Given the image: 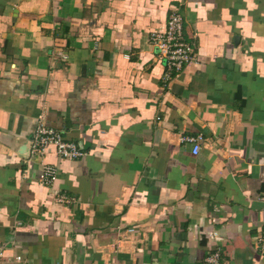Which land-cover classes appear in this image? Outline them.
Returning a JSON list of instances; mask_svg holds the SVG:
<instances>
[{
    "label": "crops",
    "instance_id": "0c3cea01",
    "mask_svg": "<svg viewBox=\"0 0 264 264\" xmlns=\"http://www.w3.org/2000/svg\"><path fill=\"white\" fill-rule=\"evenodd\" d=\"M174 10L198 60L163 87ZM38 122L87 152L52 185ZM263 226L264 0H0V264H264Z\"/></svg>",
    "mask_w": 264,
    "mask_h": 264
},
{
    "label": "built area",
    "instance_id": "2783aa9c",
    "mask_svg": "<svg viewBox=\"0 0 264 264\" xmlns=\"http://www.w3.org/2000/svg\"><path fill=\"white\" fill-rule=\"evenodd\" d=\"M184 16L179 11H172L167 20V27L163 32L154 31L150 34V41L156 48V58L165 64L163 75L164 85L167 86L174 72H179L186 64L196 62L198 53L194 44L185 38ZM181 141L193 145L192 152L197 154L200 150L201 136L182 135ZM53 147L56 154L67 160H77L87 155L86 150L77 143L64 137V133L56 128L47 127L43 122H38L30 146V159H38L41 163L39 179L46 185H52L58 179V168L50 163H44L43 157L48 148ZM75 198L61 195L60 202L72 204ZM256 246L264 251V226L258 234ZM0 256L3 257L2 252ZM11 259H8L9 262ZM21 260V257H16ZM222 252L215 248L200 264H223ZM6 263V262H5Z\"/></svg>",
    "mask_w": 264,
    "mask_h": 264
}]
</instances>
